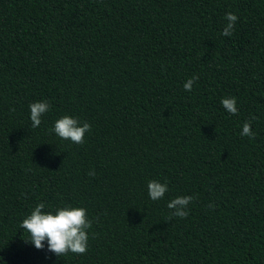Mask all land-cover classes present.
<instances>
[{
    "label": "trees",
    "instance_id": "trees-1",
    "mask_svg": "<svg viewBox=\"0 0 264 264\" xmlns=\"http://www.w3.org/2000/svg\"><path fill=\"white\" fill-rule=\"evenodd\" d=\"M64 115L82 144L51 131ZM41 202L87 210L85 253L28 240ZM0 264H264V0H0Z\"/></svg>",
    "mask_w": 264,
    "mask_h": 264
},
{
    "label": "clouds",
    "instance_id": "clouds-1",
    "mask_svg": "<svg viewBox=\"0 0 264 264\" xmlns=\"http://www.w3.org/2000/svg\"><path fill=\"white\" fill-rule=\"evenodd\" d=\"M227 25L221 35L230 37L233 34L237 16L234 13H227ZM199 79L193 75L188 78L183 87L185 91H191L194 83ZM221 105L230 114H237V99L235 97H224ZM52 105L48 100H39L29 104V119L31 127L38 128L42 123L43 115L51 109ZM91 129L88 122L81 123L78 118L72 115H64L55 120L51 131L61 140H70L72 143L82 144L85 134ZM242 136L251 138L254 133L251 131V124L245 122L242 125ZM94 175V173H89ZM148 196L156 201L163 199L168 192L167 182L150 179L148 181ZM192 196H178L170 200L167 207L173 209V215L184 218L188 215V205L192 201ZM45 204L38 203L21 222V228L25 229L31 243L37 248L45 247L57 255L68 253L83 254L88 248L89 229L92 221L87 216V210L83 207L64 205L52 210L44 211Z\"/></svg>",
    "mask_w": 264,
    "mask_h": 264
}]
</instances>
